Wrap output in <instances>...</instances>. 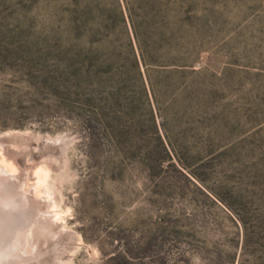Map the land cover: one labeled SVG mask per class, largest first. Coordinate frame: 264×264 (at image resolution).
<instances>
[{
    "label": "rangeland",
    "instance_id": "374dc122",
    "mask_svg": "<svg viewBox=\"0 0 264 264\" xmlns=\"http://www.w3.org/2000/svg\"><path fill=\"white\" fill-rule=\"evenodd\" d=\"M3 164L1 264H264V0H0Z\"/></svg>",
    "mask_w": 264,
    "mask_h": 264
},
{
    "label": "bare ground",
    "instance_id": "6f19581e",
    "mask_svg": "<svg viewBox=\"0 0 264 264\" xmlns=\"http://www.w3.org/2000/svg\"><path fill=\"white\" fill-rule=\"evenodd\" d=\"M23 135L24 134L20 132H12L9 137L14 138L15 140H20ZM3 165L5 166H2V168L0 167V173H10V171L15 172L16 170L14 164ZM41 175L39 183L35 185V193L31 190L33 188H29L31 194L29 193L28 195L17 198L19 196L16 195L17 197H15L13 193L10 196L11 198H8L7 195L5 196V192L0 191V259H2V257L15 255L18 253L16 252L18 250H23L28 255L34 244H41L42 237L51 234L49 232L53 229V226L51 225L52 221L50 220L49 215L43 216V214L47 213L42 212L43 202L39 199L42 195V187L47 180L48 173L44 171ZM6 179L7 178H5L4 181H7ZM1 182L2 180L0 183ZM9 184L10 183L6 185L9 187ZM8 187L7 190H10ZM26 190H28V188ZM9 192L12 191H8V193ZM20 258H23V256Z\"/></svg>",
    "mask_w": 264,
    "mask_h": 264
},
{
    "label": "water",
    "instance_id": "95a60500",
    "mask_svg": "<svg viewBox=\"0 0 264 264\" xmlns=\"http://www.w3.org/2000/svg\"><path fill=\"white\" fill-rule=\"evenodd\" d=\"M6 137H8V138H9V136H6Z\"/></svg>",
    "mask_w": 264,
    "mask_h": 264
}]
</instances>
